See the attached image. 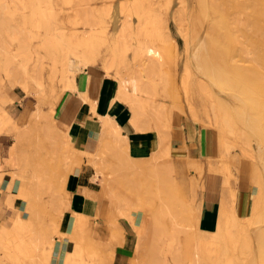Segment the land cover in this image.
<instances>
[{
    "label": "rangeland",
    "instance_id": "1",
    "mask_svg": "<svg viewBox=\"0 0 264 264\" xmlns=\"http://www.w3.org/2000/svg\"><path fill=\"white\" fill-rule=\"evenodd\" d=\"M120 1L109 0L108 4L114 6L118 5ZM224 1L226 16L228 18L235 17L240 11L236 0L231 2L228 0ZM50 2L52 5L47 10V13L50 11L53 19L51 21L53 28L51 31L45 30L46 28L42 25L33 27L28 22L24 23L26 21L25 18L28 17L30 12L28 8H22L27 3V0H23V3L19 0H5V10L3 13L2 11L0 12V122L4 119L3 107L7 108V111L13 118V121L9 122V125L6 124V128L4 127L3 132L1 131L0 133V156L2 160L8 156L10 145L15 139V131H24L21 144L22 161L20 165L12 167L7 163L3 167L2 176H0V254L6 256L9 259V263L28 264L26 261L24 263L22 260L15 258V252L8 246L6 239L7 232L13 224L12 218L19 211L24 212L26 209V198H35L37 204L34 212L37 215L36 219L40 222L38 225L41 224L40 228L42 226L43 229L50 230L53 236H61L60 238L69 236L72 240H80L79 242H81L80 245L82 246L81 257L86 264H110L109 262L111 261L107 257L108 253L110 254L111 251H114L116 245L122 243L120 238L125 230L128 229L124 222L128 221L132 224L137 235L134 247L135 254L131 260V264L132 261H134L133 264H262L263 262L258 261V259L262 260V257L255 249H247V251L241 248L234 251L227 250L224 246V240L220 236L224 226V217L221 210L224 204L230 206L232 198L229 188L231 185L236 191L238 183H245L250 187L251 192L248 202H242V204L244 203L242 205L244 209L237 210V212L241 215L245 213H247L245 215H251L252 213L251 202L255 187L251 180V168L252 164L256 161L250 153L254 152L257 144L253 138L249 145H246V142L243 144L242 138L236 141V143L234 142V138H231L226 144L229 146V150H227L226 146L220 144L217 137V127L213 120L214 115L209 110L210 96L199 86V81L201 80L197 76V73L193 70L194 73L192 71L189 73L185 71L186 51L184 36L187 31L186 29H188V19L184 11L186 4L181 0H149L154 13H157L154 14L152 12V15H156V18L159 21L161 20L160 25L163 30L161 33L164 32L162 34L164 35L163 37L165 39L170 38L172 41L169 39L170 42L168 41L165 45L160 38H157L155 41L157 34H155L153 39L152 36L147 35L144 28L141 30L142 27L139 26V31L137 33L134 32V35L141 40L140 43L143 40L141 43L142 47H140L142 51H139L144 57L141 60L134 59L133 50L136 46L135 48L132 46L133 48L127 52V61H125L127 69L137 72V78L140 80V83L142 82L143 88H151L152 94L149 96L151 101L149 99L146 101V113L143 118V124L146 130H150L157 135L155 150L159 152V157L162 155V144L168 138L166 137V133H168V130L175 122L180 121L182 118L213 129L218 146L220 144L219 151L211 156L208 161L205 159H190L188 157L176 158L171 154L175 176H173L175 182L173 183L168 174L162 175L160 173L158 176L151 171V168H148L149 170L146 169V174L142 170L149 164L147 162L151 157L150 149L146 155L149 158H133L129 162L126 157H123L125 153H123L119 142L109 133L112 138H106L108 141L105 139V144L107 142L109 145L99 147L93 154L84 153L74 144V140L71 138L73 133L72 128L69 130L70 124L64 119L59 118L58 114L56 118L59 123L52 121V108L57 110L64 93L69 91L64 88L67 74L62 69V64L66 63L65 59H67L69 68L76 73L71 61L76 60L79 62V59L72 54L66 57V55H63V51L46 45L45 40L49 35H57L61 32L66 33V35L76 30H79L76 32L81 35L86 33L89 30V26L84 25L81 19L78 24L73 22L75 14L79 8H85L91 23L95 24L98 16L93 6H100L103 3L101 0H82L80 3H78L79 1H75L70 4H64L61 0H50ZM188 2L187 5L189 4V6H193L196 3L195 0H188ZM51 3L48 2V4ZM241 14L239 16H241V21L244 23L246 21L244 20L246 19V13L245 15L244 13ZM118 18L115 20L109 19L107 32L112 37L110 40L117 37L123 38L124 36V40L128 41V44L134 45L132 43L134 41L133 29L128 28L122 31L121 28L123 19L129 20L131 18V22L136 26L138 18L135 16H125V14L121 15L120 12ZM86 26L88 27L86 28ZM143 30L144 35L138 36ZM45 31L48 33H45ZM118 34L120 35L118 36ZM256 34L262 38V51L264 52L263 25L262 33L257 32ZM151 38L154 42H152ZM237 38L233 47H239V51L234 60L247 68L248 65L246 66V64L251 63L250 58L256 53L257 47L254 42L247 40L246 37H243L239 33ZM126 39L132 40V42ZM161 43L162 45H160ZM106 44H102L101 49L95 56L96 61L92 62L93 65L100 64L104 68ZM167 45H169L171 50L168 49ZM163 46L164 48H162ZM163 49L166 50L164 51ZM76 50L82 51L81 48H76ZM232 50L234 51L235 49ZM143 51H145V54H143ZM164 54H167V57ZM138 63L139 65H136ZM66 64L63 66L65 69ZM258 65L259 63L256 68L262 70V87H264V59ZM80 66L84 68L81 64ZM136 66H139L140 70ZM115 68L117 67L115 66ZM115 68L113 66L110 73L106 74L115 78L114 76L118 71ZM63 74L65 75L63 76ZM188 74L190 75L188 76ZM184 78L189 80L190 85H194L192 86L193 89L189 90V98L183 86ZM194 81L196 84H194ZM143 95L145 96L146 93L143 92ZM234 99L236 98L234 97ZM234 101L236 106L240 107L239 102ZM39 107L43 110L44 114L41 112V119L39 118V121L37 118V124L36 122L34 123L36 119L31 116L33 111ZM191 110H193L195 117L192 115ZM170 113L172 114L169 117ZM262 114L264 115L263 93ZM30 117L31 120H34H32L33 124L30 122ZM29 123H31V127ZM25 126L27 127L26 129L29 128L31 130H29L30 133L28 135H26L28 130L22 129ZM112 143L114 145L117 143L119 146L116 144L118 147H114ZM107 146L110 147L108 148ZM85 155L88 157V162L96 169L97 176L94 175L93 178L97 179L98 176H101L99 186L95 185V187L101 190L102 185L111 180L112 191H114L117 197H114L115 199L113 200L112 196L98 194L102 206L97 218L98 220H102L104 224L101 227V231H99L102 236L98 237L96 229L98 225L92 222L93 225L90 223L88 229L83 233L84 240H81V233L77 232L74 228V220L76 213L82 214L80 210L81 206L79 208L77 206L78 203H82L85 200L84 187H82V190L80 187L81 192L79 191L80 193L77 194L78 192L74 191L72 185L68 186V180L73 173L78 172V168L81 166ZM92 157L97 160V167L90 161L93 159ZM190 160L202 161L203 170L201 173L199 171L193 172L189 168ZM221 162L228 166L229 171L226 174L221 172ZM212 166L216 169L215 174L224 180L223 194L213 199L207 198L205 195L206 176L210 174ZM97 170L99 171L97 172ZM5 180L14 182L12 190L4 185ZM19 186L22 196L15 197L13 203H11L9 201L10 195ZM169 198H173L172 200L174 202L177 201V203L174 204ZM166 201L176 206L173 205L174 210L172 208L167 210V207H170L168 206L169 203H166L168 204L166 208L164 207ZM239 202L237 198L236 209ZM70 204L73 214L71 221L72 230L65 229V231H62L64 230ZM118 207L123 210V213H121L122 210L120 212ZM169 210L172 211L170 212ZM163 211L167 214H164ZM179 211L182 212V215ZM23 214L27 216L28 213L24 212ZM135 221L139 225L134 226ZM257 225L263 226L264 221L260 224L253 223L251 227H256ZM147 227L149 229L153 227L151 229L152 237L149 234V237L146 238L149 243L145 240L144 242L141 241L140 236H138L140 231H143ZM261 228L264 229L263 227ZM139 240L148 246H143ZM140 243L144 249L140 246ZM86 246L88 248L91 247V250L94 249L93 252L88 253L85 250Z\"/></svg>",
    "mask_w": 264,
    "mask_h": 264
},
{
    "label": "bare ground",
    "instance_id": "2",
    "mask_svg": "<svg viewBox=\"0 0 264 264\" xmlns=\"http://www.w3.org/2000/svg\"><path fill=\"white\" fill-rule=\"evenodd\" d=\"M19 1L23 3V0H19ZM61 1L64 4L66 3L70 4L75 1L77 2L79 1L78 3H80L82 0H61ZM101 1L103 3L102 5L93 6V9L95 10L98 16V20H96L97 22L95 24L91 23L88 12L85 10V8H79L72 20L73 22L78 24L79 20L81 19L84 22V25H88L89 30L86 33L81 35L78 34V32H76L79 30H76L70 33L69 35H66V33H62V32L60 33L58 31L60 34L49 35V37L46 38L45 43L46 45H49L51 47L63 51L64 52L63 55H66V57H69L71 54L75 55V57L79 59V63L84 67H88L89 65L92 64V62L96 61L95 56L98 54L99 50L101 49L102 44L107 43L105 48L106 55L103 63L105 71L106 73L109 74L113 66L114 68L115 66L117 67L115 69H117L118 71L116 70L117 73L114 76L118 84L117 97L119 98V100L120 99L124 100L127 104H129L132 113L130 121L132 122V124L136 129L142 131L146 129L143 124V118L146 113L145 111L146 101L150 98L149 96L150 94H152V91L150 87H148L149 89L143 88L142 82L140 83V80L137 78V74H136L137 72H132L126 68L125 61H127V56H128L127 52L133 47L135 48L136 46V48L133 50L134 59L141 60L144 57L142 54H140L139 51V50L142 51L140 47H142L141 43L143 42V40L140 43L141 40H139V38H137V36L134 35L139 31L140 27H142L141 30L144 28L147 35L152 36L153 39L155 34H157L156 36L158 37L155 36V41L157 38H160L162 43H164V45L168 41L170 42L171 39L169 38L170 39L169 40L163 37L164 35L162 34L164 32L161 33L163 31L161 29L162 26L160 25L161 20L159 21L158 18H156V15H154L157 13H154L151 7L152 4L149 2V0H121L118 3V5H114V6L108 4L109 0H101ZM181 1L184 4H186L185 10L184 9L183 10L186 12L188 19V23H187L188 29H186L187 31L185 30L186 31L185 36L182 34L185 37V41H184L185 51H186L185 71L188 73L191 72L192 70L195 71V73H197V76H199V79L201 80L199 81V86L208 93V96H210L209 110L214 115L213 120L217 127V132H218L217 137L220 144L226 146L227 150H229V146H227L226 144L227 142H229L231 138L232 139L234 138L235 143L236 141H239V139L242 138L241 141L243 142V144L246 142V145L251 144V139L253 138L257 144L256 148L254 147L255 148L254 152H252V154L250 153V155L253 156L256 161L255 163L252 164V168H251V180L253 181V185L255 187L254 193L252 194V202H251L252 204L250 203L252 205V207L250 206L252 213L251 215H245L247 213L241 215L237 212L236 209L237 193H236V189H234V187L231 185L229 188V193L232 198V201L230 203V206H226L224 204L221 210L222 215L224 217V226L221 230L222 232L220 236L221 238H223L224 246L226 247L227 250L234 251L237 250L238 248H241L242 250L247 251V249H255V251H257L262 257V260L258 259V261L260 260L261 262H263L262 264H264L263 261L264 260V229L261 228V227L264 228V225L261 227L259 225H257L256 227H251L253 223L260 224L264 221V115L262 114V93L264 94V89L262 88L264 87H262V70L256 68L257 64L259 63L260 65V62H262V59H264V52L262 51V38L258 37V35L256 34L257 32L262 33V25L264 26V0H236L237 4L239 5L240 11L233 18H228L226 16V8H225L224 0H195L196 3L193 6H189V4L187 5V3H189L188 0H181ZM228 1L231 2L233 0H228ZM48 2L51 3L50 0H27V3H25L24 6H22V8L23 7L28 8L30 12L28 14V17L25 18L26 21H24V23L28 22L32 24L33 27L34 26L39 27V25H42L43 27L46 28L45 30L51 31V29H53L51 22L53 19L50 11L49 13H47V10H49L52 3L48 4ZM4 10H5V0H0V12L2 11L3 13ZM119 12L121 13V15L125 14V16H135L138 18L137 20L138 24L136 26L133 25V23L130 20L132 17L129 20L126 18L123 19V25L121 28L122 31L128 28L133 29L134 41L132 42V40L126 39L134 44L132 45L131 43H129L131 47L127 43L128 41L124 40V36L123 38L117 37L110 40L112 37H110V35L107 32L109 19L112 20L119 19L118 18ZM152 12L154 13L153 15ZM240 13L242 14L244 13V15L246 13V17H245L246 19L243 18L244 20H246L244 23H242L241 21L240 18L241 16H239ZM88 26H86V28ZM185 27L187 28V26ZM136 28L138 29L136 30ZM143 32L144 30L138 36L144 35ZM45 33L48 32L45 31ZM238 33L241 34L243 37H246L247 40L254 42L257 47L256 53L250 58L251 63L246 64V66L248 65L247 68L243 67L242 64L241 65L238 64L234 60V57L239 51V47L237 48L233 47V45H235V41L238 39L237 38ZM119 35L120 34H118V36ZM125 35H126V31H125ZM153 39L152 42H154ZM162 43L160 45H162ZM167 46L168 49H170L169 45ZM76 48L77 49L81 48L82 51L80 52L76 50ZM162 48H164V46ZM232 49L235 50L233 51ZM163 50L165 51L166 49ZM144 52L145 51H143V54H145ZM167 52L169 51L167 50ZM140 56L141 58H139ZM67 61L68 60L65 59L66 63ZM64 64L62 65L65 66ZM66 65H67L66 69L63 68L62 66V69L66 71L67 74L66 80L64 82V88L71 90V92L72 91L77 92L79 93V95H84L86 92L82 94V91L79 88H77L75 84L76 73L69 68L68 63ZM136 65H139V63ZM64 75L65 74H63V76ZM189 75L190 74H188V76ZM194 84H196L195 81ZM183 86L189 98L190 97V95L188 94L189 90L193 89L192 86L194 85L192 84L190 85L189 80L187 78H184ZM143 92L146 93L145 96L143 95ZM234 97L236 98L234 100H236V102L237 101L239 102L240 107H237L236 104L234 103L235 102L233 100ZM83 99H87L86 101H88V98L86 96ZM90 102L89 103L92 104V107L90 106L91 109L96 111V102L93 100ZM206 106L208 105L206 104ZM2 110H3L4 119L0 122V133L6 124L9 125V122L13 121V118L10 115V113L7 111V108L3 107ZM191 111H192V115L195 117L193 110ZM41 112L43 113V110H41L40 107L37 108L35 111H33L31 117L36 119L35 121L32 119L34 123L37 121V118L38 119L40 118V115L42 114ZM57 114H58L57 110L55 108H52V114H51L52 121L59 123V121L56 118ZM171 114L172 113L169 114V117L171 116ZM31 117H30V122L32 123L33 121L31 120ZM110 117L111 116L102 117L100 115L101 118L100 120L102 121L100 142L104 146L109 145L107 144V142L105 144V139L107 137L105 135H107L106 134L107 132L111 133L112 136L115 138V140L119 142L123 153H125L123 157H126L129 160V162H131L133 160L132 156L134 155L132 153L131 155L127 153V147L125 144V137L122 134V128L113 121L114 119ZM31 123H29L30 127H31L30 125ZM26 126L24 128L22 127L21 128L28 130L26 132V135H28L31 130L29 128L26 129L28 127ZM23 132H21L20 130L15 131V135H14L15 139L14 142H12L10 145L8 156L6 158H3V160L0 156V176H2L3 167H5L7 163L12 167L20 165L22 161L21 144L23 140ZM166 135H167L166 137L168 138H166L165 142L162 144V155L159 157V152L155 150L156 148L155 147L156 141H155L152 144V146H150L151 157L147 162V164L148 163L149 164L148 166L146 165L147 167L143 168L142 170L146 174V169L151 168L152 170L151 169L150 170L155 174H157L158 176L160 175V173L162 175L168 174L169 178L173 180L174 164L171 161V149L169 146L170 136L168 135V133H166ZM73 137L74 135L72 134L71 138ZM106 141L108 140L106 139ZM116 144L115 145L113 144L114 147L119 146L118 144H117L118 146ZM110 146L107 147L109 148ZM105 148L103 149L105 150ZM93 159H91L90 161L96 166L97 160L95 158ZM127 159L126 161H128ZM190 162L191 163L189 168L193 172L194 171L197 172L199 171V173L202 172L203 170L202 161L190 160ZM98 171L99 170H97V172ZM227 171H229L228 166L224 165L223 162H221V172L226 174ZM215 172L216 169H214L212 166L210 168V174H215ZM95 176H97V174H95ZM13 183L14 182H9L6 185L7 188L12 190ZM173 183H175L174 180ZM112 190L113 189L111 186V180H108L107 183H104L102 185V188L99 192H94L92 189H89L88 187H84L83 193L85 198L89 196L91 197L92 195L95 196L96 195L95 193H101L106 196H110V197L112 196V199L114 200L115 199L114 197H117V195ZM19 196H22V191L20 189V186L15 192H12L9 201L13 203L14 198ZM26 199H27V205L24 212L28 214L27 216H24L25 215L23 214L24 212L19 211L17 215L14 216V218H12L13 224L7 232V239H6L7 244L11 249H13V251L15 252V258L18 260H22L23 262L26 261L28 264H50L52 258V252L55 246V236H53L50 230L43 229L42 226L40 228L41 224L38 225L40 222H38V220L36 219L37 215L34 212V208L37 204L35 202V198H26ZM169 199L173 201L172 200L173 198H169ZM166 203L169 202L167 201L165 202V206H164L165 208L166 205H168ZM175 203H177V201L174 202V204ZM171 205L172 204L169 203L168 206L170 207H167V210L170 208L173 209V205L172 207ZM118 208L120 209V207ZM121 210L122 209H120V212ZM182 212H180L181 215ZM121 213H123V210ZM165 213L166 212H164V214ZM89 219L90 217L84 216L82 214L76 213L75 215L74 228L76 229L77 232L81 233L80 236L81 240H84L85 237L83 233H85V231L88 229V226L90 225ZM152 228L153 227L149 229L147 227L143 231L142 230L140 231V234L138 236H140L141 241L144 242L145 240L148 242V239L146 238L149 237V234H151ZM73 241L74 244L71 251L67 253L66 258H62L61 262L63 264H86V262L81 257L82 246L80 245L81 244V242H79L80 240L75 239ZM141 241L139 240V242ZM145 245L146 243L143 244V246ZM140 246L139 249L141 250V247L143 246L141 247ZM85 250L88 253H92L94 249L91 250V247L88 248L86 246ZM113 253L114 251H111L110 254L108 253L107 257L109 261H111L112 259L111 257L113 256ZM8 260L9 259L6 256L0 254V264L9 262ZM133 262L134 261H132V264ZM227 264H232V263H227Z\"/></svg>",
    "mask_w": 264,
    "mask_h": 264
},
{
    "label": "crops",
    "instance_id": "3",
    "mask_svg": "<svg viewBox=\"0 0 264 264\" xmlns=\"http://www.w3.org/2000/svg\"><path fill=\"white\" fill-rule=\"evenodd\" d=\"M71 64L74 65L73 69L76 71L75 84L82 91V94L86 92V95H79V93L71 92V90L66 91L57 110L59 118L64 119L70 124L69 130L72 128L74 144L84 153H95L103 145L100 142L102 131L100 115L102 117L111 116L110 118L114 119L113 121L121 126L127 151L130 155L131 153L134 154L132 158H148L146 155L149 153L150 146L156 141L157 135L150 130L145 129L141 131L134 127L130 121L132 113L129 104L124 100H119L117 97L118 84L116 79L106 74L100 64H91L84 68H81L79 62L76 60H72ZM85 96L88 98V101H86L87 99H83ZM92 100L96 102V111L91 109L92 104H90V101ZM168 133L170 135L171 154L176 158L188 157L190 159H205L208 161L211 156L219 151L216 134L213 129L199 125L192 120L182 118L173 124ZM106 134L107 139L111 138L108 132ZM152 138H154V141ZM95 174V167L88 162V157L85 155L81 166L78 168V172L70 176L68 186L72 185L74 191L78 192L77 194L81 192L80 187L81 190L82 187H88L94 192H99L100 189L96 188L95 185L99 186L101 176L94 179ZM9 181L5 180L4 185H7ZM236 188L237 198L240 201L237 203V210H242L244 209L242 205L249 200L251 189L245 183H238ZM223 189L224 180L218 177L217 174H208L206 176L205 195L207 198H218L223 194ZM95 194V196L92 195L91 197L89 196L90 198H85L82 203H78L77 207L81 206L80 210L82 214L90 217L89 221L91 225H93L92 222L97 223L96 229L98 237H100L102 234L99 231H101V227L104 224L102 220H98L97 215L102 204L98 198L99 193ZM242 202L244 203L242 204ZM72 216L70 204L64 230L62 231H65V229L72 230ZM124 223L128 229L125 230L120 238L122 243L115 246L110 264H131V260L134 257L137 235L129 221ZM122 225L124 226V224ZM136 225H139L137 221L134 223V226ZM60 237L55 236V246L50 264H63L61 262L62 258H66L67 253L73 247L74 241L69 236ZM4 264L12 263L6 262Z\"/></svg>",
    "mask_w": 264,
    "mask_h": 264
}]
</instances>
